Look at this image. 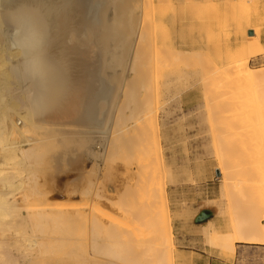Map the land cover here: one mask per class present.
I'll return each instance as SVG.
<instances>
[{"label": "bare ground", "instance_id": "6f19581e", "mask_svg": "<svg viewBox=\"0 0 264 264\" xmlns=\"http://www.w3.org/2000/svg\"><path fill=\"white\" fill-rule=\"evenodd\" d=\"M194 1L0 0V264H175L171 223L165 221L159 225L149 219L147 209L141 212L134 208L135 202L146 207L158 203L165 214L170 212L167 192L157 196L148 192L147 182H144L151 173L148 168L144 167L147 170L143 175L140 172L142 181L118 204L129 220L125 226L116 225L113 221L106 223L98 214L101 207L97 204H93L91 209L85 206L84 210L81 207L74 210L70 203L50 202L46 184L48 171L72 165L76 157L74 153L97 154L92 150L94 133L103 135L101 140L107 157H114L117 153L121 156L124 153L123 157H127L133 151L136 154L141 146L144 148L140 154L150 155L148 145L140 146L138 139L148 142L150 136L154 137L160 130L156 111L158 97L165 91L175 98H182V101L190 98L183 94L193 84L185 79V74L188 67L193 69L195 65H192L196 63L192 58L195 53L191 57L190 51L173 52L168 59L173 63V68L170 66L172 73L162 85H158L156 73L163 66L160 63L163 57L160 49L158 52L154 48V31H149L152 33L150 36L145 27L169 22L193 26L222 22L224 13L218 7L194 5ZM198 1L203 3L206 0ZM155 3L182 6L156 11L153 9ZM181 31L184 35L196 33L193 28ZM253 31L255 34L249 37L245 51H263L261 30L255 28ZM217 38L218 34H215L214 40ZM149 41H153V47L147 48L146 42ZM181 42V39H174L176 44ZM193 46L194 42H190L186 48ZM247 62L236 63L234 72L238 75H233L229 67L218 75L206 72V75H201L203 78L200 76L203 86H214L224 77L236 89L249 86L257 95L259 93L260 100L256 104L253 96L254 104L251 101L253 105L250 106L263 108L264 112V71L251 68ZM205 69L208 71V67ZM239 71L243 74L239 75ZM176 79L179 85L172 87ZM220 84L215 85V91H202L207 107L212 100L223 101L233 97L230 91L232 96L225 98L229 90H225L223 95L224 90L222 92L219 87H229L225 83V87ZM231 89L234 90L233 87ZM224 110H221L223 114ZM259 117L262 120L260 115H256L257 119ZM238 121L230 122L222 132H218L222 133L221 140L218 139L219 134L212 140L215 152H218L220 181L226 194L244 195L245 186H248L256 191L263 207L259 206L258 212H253L246 223L241 219L232 223L231 231H205L208 243L216 245L227 256L235 254L237 242L264 244V120L262 123L257 121L260 124L253 126L255 128L250 124V128L246 124L243 126ZM227 130L237 131L240 136L238 149L243 155V161H239L240 174L235 169L237 165L226 163L227 155L222 154L236 146L234 141L224 137ZM217 131L213 133L217 135ZM160 150V146L156 147V151ZM235 209L237 206L229 208L231 220L236 214ZM233 219L239 218L236 219L235 215Z\"/></svg>", "mask_w": 264, "mask_h": 264}, {"label": "rangeland", "instance_id": "374dc122", "mask_svg": "<svg viewBox=\"0 0 264 264\" xmlns=\"http://www.w3.org/2000/svg\"><path fill=\"white\" fill-rule=\"evenodd\" d=\"M197 4H201L204 7H218V9L224 13L222 22L219 21L218 23H213V25H211V23H207L205 25L202 24L203 26L200 24H194L193 26V24L190 23L181 25L177 22H169L168 24H164L161 26L155 23L157 27L154 24L153 26L152 24L147 25V27H155L156 31L154 30V28L151 29L152 27H150L151 30L145 27V31L148 32L147 34H150V36L152 33H150L149 31H154V37L152 35V37L155 38V42L152 41L154 43L153 45H155L154 48L157 49L158 52L161 51V58L163 57L165 59L166 57H168L167 59H165L166 63H170V60L168 59L171 56L170 54H172L173 52V54H176L177 52L179 53L190 51L192 52L190 56L192 57V55H194L195 53L194 57L192 58H195V60H197V62H195V60L194 62L192 61L193 63L198 64L199 60L200 66H203V64L208 65V71H206L205 69L207 67H200L199 65L197 66L192 62V67L195 65L197 67V70L195 69V66L193 69L190 66L188 67V73L185 74V79H187L190 84H193L189 87V89L185 90L183 94L184 96L191 97V101L189 103H186V100L182 101V98H175L171 95L170 92L165 93V91L162 92L158 97V100L159 98L160 100L159 104H156V111L158 122L160 121V130L157 131V135L155 134L154 137L150 136L148 142L147 140L141 141L138 139L139 142L141 141L140 143L138 142L140 146L141 144H143L145 147L148 145V147L150 148V150L148 149V151H150V155L148 156L143 153L140 154L139 151H143V146H141L140 150L136 148L138 150L136 154H140V157L138 155L136 157L135 151H133L134 153H132L131 155L128 154L130 158L129 156L123 157L124 153H121L122 156L120 155V153H117V155H115L114 157H107V155L105 154L104 143L101 140L103 135L94 133L93 137L95 142L92 145V150L97 153L96 155L86 152L83 153V155L82 153H74L76 157L74 156L72 165L61 167V169L59 168L58 170L50 169L48 171L49 177L47 176L48 178L46 184L47 198L50 202L70 203L72 204V206H74V210L80 207L84 210L85 206L86 209L87 207L91 209L93 207V204H97L99 207H101V210L98 212V214L106 223H109V221H113L116 225L125 226L126 222H128L129 220L127 217H125V214L122 212V210L119 209L120 206L118 204H120L122 200L127 196V194L131 193L133 189H135L134 187L137 186L140 181H142L141 176L147 170L146 168H148L149 172H151L152 174L150 173L149 175H147L146 181H144L147 182V190H150L148 192L154 194L155 196L161 194L162 192H167L170 212L168 215L165 214V212L162 211V207L158 203H152L148 205V208L145 205L141 204V202H135L134 208L138 211L140 210L141 212H144L147 209L150 213L149 219H151L155 223H159V225L165 221H169L171 223L174 228L173 246H175V264H186L193 261V259L189 257L191 253L183 254L180 251L184 248L203 254L206 257L219 255L232 259L236 258L237 255L239 256L241 264H264V246H252L250 245L252 243L241 242L238 244L239 247L235 248V254L233 255L234 257L232 255L230 256V254H228L227 256L224 255L216 245L212 246L206 240L205 231L214 229L211 224L205 222L198 228L195 226V217L203 210H211L214 213L213 219H220L225 229L231 231L232 223L239 222L240 219L242 220V222L246 223L250 220L253 212H258L257 208L259 206L263 207V204L257 198L256 191L250 190L248 186H245V189H247L246 191H244L246 195H233L232 192L226 194L223 191L222 182L220 181L221 174H217V172L219 171V158H217L218 156L216 153L218 152H215L216 147L213 144V141L215 140L213 138L215 136L218 137V132H222L223 128H226L232 121L235 122L239 120L242 125L246 124L249 128L250 126L251 128L253 126L256 127V124H258V122H263V108H254L255 105L250 106V104H252L251 101L253 102V104L254 101L256 102V104L257 101L260 102L259 93L257 95V92H255V90H253L254 92L250 90L249 86L243 87V89L245 90L244 92L243 89H236L233 85L232 87L234 88V90H236L237 92L239 91V93L235 94V91L231 89V85L228 84V80H226V78L224 77V79H220L222 82H217L218 85L219 83H221L220 86L223 85L225 87V83L227 87H229H219L220 90H224V94H222L225 95V90H229V95H225V98L228 96H232L233 94V97L234 95H237V100H239L237 101L235 99L236 97L234 99H232L233 97H229L228 99L226 98L227 100L223 97L225 99L223 101L225 102H223L222 99H220L221 101L212 100L208 103L207 107L202 91L205 90L207 91V93L209 90L215 91V85L217 83L214 86L209 85L208 87H205L203 86V81L201 79L203 78L202 76L206 75L207 73L218 75L225 69L227 70L228 67L229 69H232L231 72L233 73V75H238V72H234L236 68L235 66L237 65L236 63L246 60H248L247 63L251 68H254L256 70L259 69L261 70V72L264 71V50L251 52L247 49L245 51V45L249 40V37H253V35L255 34L252 33L251 36L250 32L255 28L264 30V22H262L264 21V0H206L203 3L195 0L194 5ZM212 4H217V6ZM181 6L182 5L179 4L158 5V3H155L153 5V9L158 11L161 8L176 9L180 8ZM191 27L196 32L194 35H184L182 33L181 30L192 29ZM157 28L159 32L157 31ZM163 32L166 33L164 34ZM215 34H218V38L214 40ZM164 35L165 37H162ZM223 37H225V39ZM176 38L181 39L182 42L180 44L174 43V39ZM152 42L149 41L150 44L146 42L148 45H146L147 48H150L151 46L153 47V45H151ZM190 42H194V46L193 48L188 49L186 48V45H188V43ZM214 45H216V48L214 47ZM158 49H160V51ZM173 50H176V52ZM166 53L168 54L166 55ZM237 54L241 55L238 56ZM227 55H229V57ZM231 56L234 58V60L231 58ZM227 57L230 60L232 59V62L229 61ZM239 57L241 58L238 60ZM163 58L162 60L160 59V61H162L160 63L163 66L161 69H159L160 71H162V73L159 72V70V73H156L157 76H159H156L157 78H159L157 79L159 80L158 85H162L164 83V80L166 81L167 76L169 77L171 75L170 73H172L173 68V63H170V65H168L164 63L165 60ZM218 66L220 70L217 69ZM198 67L200 68L198 69ZM203 68L204 70H202ZM166 70H169L170 72H167ZM165 73H167L168 75H164ZM242 74L239 71V75ZM192 75L195 76L196 79ZM157 80L155 79V81ZM175 82H177V84ZM175 82L172 87L179 85V81H177V79ZM218 90L219 89H217V91ZM230 91L232 92V94H230ZM249 91H252L250 92L251 94L248 93ZM253 93L256 94L257 98ZM246 97L248 98L246 99ZM252 97L254 98V101L252 100ZM212 107L217 108L214 109ZM238 107L240 108V110ZM223 108H226V111ZM243 109L245 110V112ZM255 109L258 110V113H260L258 114ZM218 110L220 111V113ZM221 110H224V114ZM253 113L256 114L254 115ZM215 114H217V117L215 116ZM256 115H260L262 120H259L260 117L257 119ZM225 116L228 117L226 118ZM232 116L235 118L233 119ZM221 125L226 126L222 127ZM212 130H218L217 135L214 134L215 131ZM230 131L231 130H229V132ZM229 132L227 130L224 134V137L226 138L227 136L228 140L234 141L236 146L233 148V150L228 151L226 150V147H224L223 151L226 150V152H222V154H224L225 156L227 155V159L225 158V156H223V159L225 158L224 160L226 163H232L233 165L236 164L237 166H235V169L237 172H239L241 171V162L239 161L240 159H242L241 161H243V155L241 156V154L239 153L240 150L238 149L240 136L237 131L234 132L232 130V133L230 132V134ZM220 134L218 139L221 140ZM135 142L137 143V139ZM138 144H136V146ZM158 146L161 147L160 151H156V147ZM235 153L239 155L238 158H236L237 154ZM133 154H135V156ZM80 156L81 158L78 159ZM111 158H113V160ZM233 158L235 159V161H233ZM78 162L80 165L78 164ZM143 164L149 166H143ZM140 172H142V175ZM155 172L158 175L155 174ZM161 174H163L164 176ZM165 174H167V176ZM234 205L237 206V209H235L236 219L239 218L237 220L233 219L235 215L232 216V220L231 216H229V208L236 207ZM249 209L251 210L250 212ZM240 210H243V212H240ZM216 212L218 214H215ZM130 229L132 228L130 227Z\"/></svg>", "mask_w": 264, "mask_h": 264}, {"label": "crops", "instance_id": "0c3cea01", "mask_svg": "<svg viewBox=\"0 0 264 264\" xmlns=\"http://www.w3.org/2000/svg\"><path fill=\"white\" fill-rule=\"evenodd\" d=\"M249 31H251V30H249ZM252 33H254L253 30H252ZM260 40H261L262 45L264 47V30L263 29H261V37H260ZM190 101H191V97L188 98L185 102L186 103H189ZM205 222L211 224L214 227V229H216V230H218V231H220L222 233L228 232V230L225 229V227L222 225L223 223L221 222L220 219H213V217H212L210 220H207ZM205 222H203V223H205ZM203 223H200V224L195 223V226L198 228ZM239 243H241V242H237L235 247H239L238 246ZM250 245H252V246H258V247L264 246V244H250ZM180 251L183 254L191 253L189 255V257L191 259H193V261L188 262L186 264H241L240 263L239 256H237V255H236V258H232V259L230 258L229 259V258H226L224 256H219V255H217V256H209V257L207 256L206 257L203 254H200V253L195 252L193 250H189L187 248L181 249Z\"/></svg>", "mask_w": 264, "mask_h": 264}, {"label": "water", "instance_id": "95a60500", "mask_svg": "<svg viewBox=\"0 0 264 264\" xmlns=\"http://www.w3.org/2000/svg\"><path fill=\"white\" fill-rule=\"evenodd\" d=\"M250 35H252V31L250 32ZM217 174H220V172L218 171ZM213 216H214L213 211L203 210L195 217V223L197 224L203 223L207 220H210Z\"/></svg>", "mask_w": 264, "mask_h": 264}]
</instances>
